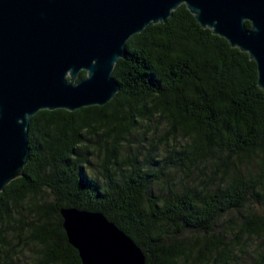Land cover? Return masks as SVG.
<instances>
[{
	"label": "trees",
	"instance_id": "trees-1",
	"mask_svg": "<svg viewBox=\"0 0 264 264\" xmlns=\"http://www.w3.org/2000/svg\"><path fill=\"white\" fill-rule=\"evenodd\" d=\"M112 76L120 88L106 104L30 118L29 158L0 191V264L27 245L25 264H82L62 207L101 212L144 264H236L250 238L249 264H264L255 62L180 4L127 40Z\"/></svg>",
	"mask_w": 264,
	"mask_h": 264
},
{
	"label": "water",
	"instance_id": "water-1",
	"mask_svg": "<svg viewBox=\"0 0 264 264\" xmlns=\"http://www.w3.org/2000/svg\"><path fill=\"white\" fill-rule=\"evenodd\" d=\"M184 4L203 27L248 54L264 91V0H0V191L22 175L39 110L104 105L127 40ZM82 264H144L139 246L101 212L60 208Z\"/></svg>",
	"mask_w": 264,
	"mask_h": 264
},
{
	"label": "rangeland",
	"instance_id": "rangeland-1",
	"mask_svg": "<svg viewBox=\"0 0 264 264\" xmlns=\"http://www.w3.org/2000/svg\"><path fill=\"white\" fill-rule=\"evenodd\" d=\"M156 127V123H155V120H153L152 122H151V126H150V130H154L155 129V127ZM142 130L143 129H140V132H139V135L141 134V132H142ZM147 137H149V133H147L146 134V138ZM146 138H144V143H145V141H146ZM261 211H263V210H261ZM240 219V217H238V218H236V221H238ZM257 245V239H255V238H250V239H248V242H247V247H248V250H247V254H248V252L249 253H251V252H253V250L254 249H257V247H255ZM34 246H30V245H27V246H23L22 248H21V250L19 251V252H17V254H18V257L16 258V257H14V259H13V264H25L24 263V257L26 256V255H28V254H30L31 253V249L33 248ZM14 248V247H13ZM12 248V249H13ZM247 254H245L243 257H241V259L238 261V263H236V264H246V262L249 264V260H248V256H247ZM4 258V257H3Z\"/></svg>",
	"mask_w": 264,
	"mask_h": 264
}]
</instances>
